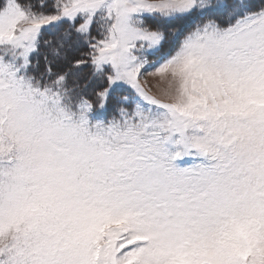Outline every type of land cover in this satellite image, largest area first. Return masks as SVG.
<instances>
[{"label": "snow or ice", "instance_id": "1", "mask_svg": "<svg viewBox=\"0 0 264 264\" xmlns=\"http://www.w3.org/2000/svg\"><path fill=\"white\" fill-rule=\"evenodd\" d=\"M0 264H264V0H0Z\"/></svg>", "mask_w": 264, "mask_h": 264}, {"label": "rangeland", "instance_id": "2", "mask_svg": "<svg viewBox=\"0 0 264 264\" xmlns=\"http://www.w3.org/2000/svg\"><path fill=\"white\" fill-rule=\"evenodd\" d=\"M183 37H181L182 39ZM174 51V50H173ZM153 60H155L156 58L153 57ZM154 71V68H148V70L146 72H144V74L141 77L142 83L144 81H147V84L145 85L146 87L151 89V92L153 94H155L157 92V84H158V77L152 76L150 75L151 72Z\"/></svg>", "mask_w": 264, "mask_h": 264}]
</instances>
